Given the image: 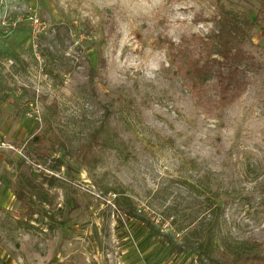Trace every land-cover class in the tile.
I'll list each match as a JSON object with an SVG mask.
<instances>
[{
  "label": "rangeland",
  "instance_id": "rangeland-1",
  "mask_svg": "<svg viewBox=\"0 0 264 264\" xmlns=\"http://www.w3.org/2000/svg\"><path fill=\"white\" fill-rule=\"evenodd\" d=\"M221 9L252 26L243 89L218 110L192 97L164 43L208 37ZM257 10L252 0H0V264H210L189 250L208 233L214 260L259 264L247 257L249 247L264 257ZM192 184L224 195L221 214L206 219Z\"/></svg>",
  "mask_w": 264,
  "mask_h": 264
},
{
  "label": "trees",
  "instance_id": "trees-1",
  "mask_svg": "<svg viewBox=\"0 0 264 264\" xmlns=\"http://www.w3.org/2000/svg\"><path fill=\"white\" fill-rule=\"evenodd\" d=\"M252 1L258 6L257 12L255 11L256 20L264 19V0ZM211 22L214 25V31L206 38L192 34L188 39L182 37L177 43L167 40L164 44L170 65L183 77L190 94L197 103L207 104L208 109L212 107L221 110L226 104L237 99L245 84L250 63L243 50V43L252 23L244 15L224 9L218 11ZM210 92L213 93L207 96ZM188 186L198 196H202L203 203L206 204V219L210 221L211 218L221 214L225 205L223 194L213 193L209 186H206V191H202L203 193L194 191L197 188L196 184ZM128 216L132 217L131 214ZM211 224L212 222L207 223L208 226ZM145 226L149 227L152 234L159 232L155 231L149 223H145ZM209 234L205 243L197 248L189 247V250L196 253L197 249L209 259L210 264H247L246 259L239 253L233 254V263L227 261V254H223L221 263L211 258ZM169 241L170 239L165 237L161 242ZM247 250V257L250 256L251 263L264 264V257L254 252L253 247ZM223 251L226 253L227 248L224 247Z\"/></svg>",
  "mask_w": 264,
  "mask_h": 264
}]
</instances>
